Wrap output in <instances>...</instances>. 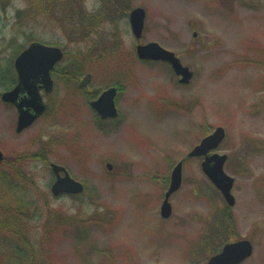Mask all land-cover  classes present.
Listing matches in <instances>:
<instances>
[{
	"label": "rangeland",
	"instance_id": "374dc122",
	"mask_svg": "<svg viewBox=\"0 0 264 264\" xmlns=\"http://www.w3.org/2000/svg\"><path fill=\"white\" fill-rule=\"evenodd\" d=\"M114 1L82 0L88 13L104 19L81 32L78 4L0 0V149L14 160L45 140H63L46 156L85 185L77 198L54 197L51 168L29 163L34 183L20 186L31 218L17 226L26 239L21 245L36 248L46 264H207L236 237L254 246L242 264H264V0ZM41 4L50 7L48 21L42 19L47 28L21 31L19 11L30 5L37 13ZM138 7L146 11L141 39L124 11ZM26 34L65 56L54 89L42 92L47 111L17 133V110L1 97L15 85L14 61L30 44ZM151 42L194 72L190 84H180L164 63L138 59L136 46ZM97 51L107 55L97 61ZM75 58L84 61L85 73L63 81ZM86 74L92 79L82 89ZM110 87L121 88L118 117L99 121L91 102ZM217 127L226 131L217 152L228 156L224 169L235 179V206L203 173V159H185L182 186L170 198L173 213L163 219L173 168ZM64 214L78 220L66 223ZM12 233L0 232L1 249L19 246Z\"/></svg>",
	"mask_w": 264,
	"mask_h": 264
},
{
	"label": "water",
	"instance_id": "95a60500",
	"mask_svg": "<svg viewBox=\"0 0 264 264\" xmlns=\"http://www.w3.org/2000/svg\"><path fill=\"white\" fill-rule=\"evenodd\" d=\"M145 20L146 11L143 8L133 9L129 21L132 33L137 39L143 35ZM137 55L141 60L163 61L170 64L175 74L180 77V84H190L194 77V72L185 66L174 52L163 48L158 43L139 45ZM63 58L64 52L61 48L33 42L15 59L17 85L12 90L3 93L1 98L2 101L13 104L18 110L17 133L29 128L47 110L41 90L48 93L53 90L52 70ZM91 79L92 75L87 74L81 81L80 87L87 88ZM116 96L117 88L110 87L104 90L98 99L91 102V107L102 119H115L118 117ZM225 137V129L217 127L176 164L171 172L169 188L161 206L163 219H168L173 213L170 198L182 186L185 159L203 158L201 163L203 173L222 193L228 206H235L236 199L232 193L235 179L224 169L228 156L217 152ZM4 158V153L0 149V164ZM50 168L56 177L51 186V193L54 197L63 194L80 195L84 193L85 185L74 179L64 166L52 163ZM107 168L112 170V165L107 164ZM253 252L254 246L250 240H239L226 244L220 253L209 259L207 264H242L253 255Z\"/></svg>",
	"mask_w": 264,
	"mask_h": 264
},
{
	"label": "trees",
	"instance_id": "16d2710c",
	"mask_svg": "<svg viewBox=\"0 0 264 264\" xmlns=\"http://www.w3.org/2000/svg\"><path fill=\"white\" fill-rule=\"evenodd\" d=\"M32 2V0H26V2ZM46 0H43V3H45ZM53 1V0H50ZM62 2H58V5H63L64 9H70L74 8L75 5L78 4V12L75 14V22L76 25L80 28L81 32L87 28H90V26H97L99 25V22L104 19V16L102 14H91L88 13L85 10V7L83 5L82 0H60ZM114 0H112L113 2ZM117 2H123L124 0H116ZM115 2V1H114ZM51 3V2H50ZM62 3V4H61ZM117 7H119L117 5ZM32 6H26L23 10L19 11V13L16 16V19L18 21V25L23 32H27V30H30L29 33H31L34 29V27L39 28H47L45 23L48 21L47 17L50 15V7L46 8L45 5L41 4L38 12L36 13L34 11ZM123 9V8H120ZM125 15L128 16L130 11L129 9L124 10ZM37 17L39 19L33 20V18ZM33 17V18H32ZM77 17V18H76ZM44 19L46 22H44ZM40 20V21H39ZM29 43L37 41L36 38L29 36ZM104 44V43H103ZM107 44V43H106ZM102 45V44H101ZM25 48H21L18 50V54L23 51ZM106 56L107 54H103L102 52L97 51L96 52V60H100L101 58ZM264 65V62H261ZM56 72V71H55ZM63 81H70V80H77L80 77L83 76L85 73L84 69V61L79 60V58H75V60H71L68 65L65 67L63 71ZM15 83V80H14ZM13 83V84H14ZM99 121L100 118H99ZM64 141H56L53 138H50L49 140H45L44 146L33 153L30 152H22L18 153L15 156L14 160H8L5 158L4 162L0 165V232L2 234H7L8 231L13 232V236L19 239L21 242L19 246L11 247L10 248H0V264H8L10 261H14L16 259L17 262H20V264H46V262L41 261L40 258H43L41 253L36 249H26L21 245V243H24L26 241L25 237L22 236V234L19 232V227L21 226V221L26 218H29V215H26V212H23L24 210L29 208V204L31 202L28 201V197L26 196V191L21 188L20 183L24 182L27 183H34V180L32 178V173L29 172L28 164L32 162H42L46 168H50L51 161L46 156L48 151L55 146H61ZM34 175V173H33ZM46 196V195H45ZM49 195H47L45 198H47ZM74 198H77L78 196H73ZM57 213V212H55ZM31 218V217H30ZM57 219L59 217H56ZM63 219L66 223H70L69 221L76 222L78 220V217L73 216L72 218L69 217L67 214L63 215ZM60 220V219H58ZM13 223L16 225L18 229H14L13 231ZM226 228V227H225ZM229 229V228H228ZM231 230V227L230 229ZM237 238L233 237L228 239V241L224 242V244L228 242L235 241ZM25 244V243H24ZM223 244V245H224ZM26 245V244H25ZM27 246L30 247V244ZM216 250L213 251V255L216 254ZM25 256V259L21 261L20 257Z\"/></svg>",
	"mask_w": 264,
	"mask_h": 264
},
{
	"label": "flooded vegetation",
	"instance_id": "af4514ba",
	"mask_svg": "<svg viewBox=\"0 0 264 264\" xmlns=\"http://www.w3.org/2000/svg\"><path fill=\"white\" fill-rule=\"evenodd\" d=\"M137 46H138V45H137ZM137 46H136V48H137ZM55 70H56V68H55V69L53 70V72H52V78H53V81H54V72H55ZM53 89H54V88H53ZM118 90H119L118 92L120 93L121 88L118 87ZM119 93H118V94H119ZM99 95H100V94H99ZM99 95H98L95 99H97V98L99 97ZM12 106H13V105H12ZM14 107H15V106H14ZM16 110H17V109H16ZM17 115H18V113H17ZM99 118H100V117H99ZM100 120H101V121H105V120H103V119H101V118H100ZM17 122H18V116H17Z\"/></svg>",
	"mask_w": 264,
	"mask_h": 264
}]
</instances>
